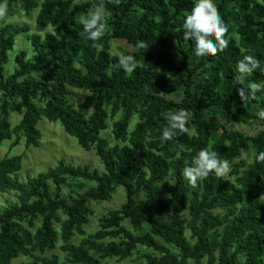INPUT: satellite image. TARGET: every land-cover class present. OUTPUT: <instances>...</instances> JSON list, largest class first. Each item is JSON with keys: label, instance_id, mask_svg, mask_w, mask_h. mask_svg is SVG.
I'll return each instance as SVG.
<instances>
[{"label": "trees", "instance_id": "1", "mask_svg": "<svg viewBox=\"0 0 264 264\" xmlns=\"http://www.w3.org/2000/svg\"><path fill=\"white\" fill-rule=\"evenodd\" d=\"M193 3L0 0V7L6 5L4 20L37 10L35 31L26 24L0 26V146L14 139V145L23 140L37 147L42 137L37 124L45 117L60 121L104 165L100 172L61 160L19 181L14 176L23 167L22 155L0 151V191H13L17 199L0 207V264H109L108 258H129L139 246L156 252L145 255L147 264H264V161L256 159L264 152V127L246 134L227 123L264 125L257 116L264 91L244 101L239 94L244 85L234 80L236 63L245 55L264 67V0H214L230 43L223 52L202 57L195 55L194 42L183 38L182 22ZM97 5L109 18L93 44L81 35L78 21ZM22 33L32 52L19 50L7 73L8 52ZM112 39L134 46L123 54L134 56L133 73L116 67ZM172 75L181 80L178 99L172 96ZM249 81L264 83V73L253 72L244 78ZM73 89L88 93L76 106L70 101ZM181 108L192 113L189 132L161 143L166 126L161 114ZM12 111L22 115L14 125ZM205 147L231 169L219 177L210 173L192 188L183 170ZM73 180L96 186L77 184V195H63ZM119 186L125 202L88 233L92 202L111 200ZM56 248L64 252L63 261L57 253L44 254ZM21 255L29 260L14 263Z\"/></svg>", "mask_w": 264, "mask_h": 264}, {"label": "rangeland", "instance_id": "2", "mask_svg": "<svg viewBox=\"0 0 264 264\" xmlns=\"http://www.w3.org/2000/svg\"><path fill=\"white\" fill-rule=\"evenodd\" d=\"M85 1V0H77ZM6 8V5L3 6ZM107 17L109 18V13L106 8L103 7ZM37 10L33 11L31 16H25L22 13H17L8 19L4 20L0 18V26L4 23L9 24H26L30 27V31H35V21H36ZM49 30H52L50 27ZM27 33H22L17 36L16 43L13 49L9 50V61L6 64V72L9 73L15 68L14 57L17 52L21 49L27 50L29 53L32 52L30 41L27 39ZM134 50V46L129 44L124 39H112L111 40V52L113 54L121 55L126 54ZM156 62V58L154 60ZM155 66V63L153 62ZM161 71L165 72L161 68ZM170 83L173 87L174 98H179L177 95V90L180 88L181 80L178 76H169ZM75 95L70 97L71 103L76 106L80 103L88 94L87 92L81 89H73ZM21 114L16 112L10 113V120L12 125L16 124L21 119ZM228 125L238 128L239 130L245 132L246 134H255L258 130L264 127L261 123H253L250 125L247 124H232L227 122ZM111 125V122H109ZM37 127L41 131L42 137L40 139L39 145L37 147H27L24 141H20L18 144L14 145V139L4 140L0 146L1 155H22V169L15 174L19 181H26L29 177H33L40 172H44L51 167L57 165L61 160L65 161L74 166L82 165L89 166L91 169H97L98 171H104V165L101 163L100 159L96 156L95 150L93 148L86 149L83 148L77 141L76 138L68 134L60 121H49L47 118L42 117L39 120ZM105 136L109 137L114 143V140L111 137L110 130H106L103 133ZM229 164V170L231 169V164ZM229 172V171H228ZM228 172L225 175H228ZM77 184H83L84 187L90 188L95 187V181L88 180H73V185H67L62 188L63 195H77L79 188ZM52 190H55V187L51 186ZM264 199V196H263ZM16 195L13 191L1 192L0 191V207H6L11 203L15 202ZM126 200L125 190L122 186H119L114 193V196L109 201L101 202H92V207L94 208V215L90 217V222L84 226L88 233L95 231L99 227V219L108 213L109 210L118 208ZM125 224H128V221H125ZM81 237L75 236L73 241L75 243L80 242ZM53 253H57L60 256V259L64 260V252L59 248H56L51 251H46L44 254L51 256ZM147 253L156 254L155 251L148 249L144 246H139L134 253L126 259L119 260L118 258H108L106 261L109 264H147L145 255ZM29 260L28 256L21 255L17 257L13 262L19 263L21 261ZM191 264V262L189 263Z\"/></svg>", "mask_w": 264, "mask_h": 264}, {"label": "clouds", "instance_id": "3", "mask_svg": "<svg viewBox=\"0 0 264 264\" xmlns=\"http://www.w3.org/2000/svg\"><path fill=\"white\" fill-rule=\"evenodd\" d=\"M118 2V0H117ZM4 15L3 7H0V16ZM107 15L102 5H97L89 10L87 14L79 17V24L82 25L81 35L95 44L100 40L106 30ZM183 38L194 42V53L197 57L215 56L218 52H223L229 46V38L226 35L229 31L228 25L219 14L214 0H194L190 12H186L182 22ZM143 43H138L137 47H143ZM98 51L100 49H97ZM137 63L133 55H119L116 67L125 74L133 73L137 68ZM259 70L264 73V67L260 60L252 55H245L238 60L235 66L234 80L236 83L244 85L239 89L241 98L245 101L248 97L255 98L257 92L264 91V83L249 81L244 83V78ZM166 126L161 130V143L172 140L177 133H188L186 127L192 118V113L181 108L178 111L162 113ZM259 119H264V108L257 112ZM245 158L247 155L245 154ZM257 161H264V152L256 157ZM229 171V164L212 151L205 147L200 149L192 158L191 163L183 170V176L192 188L197 187V182L207 178L210 173L216 176H223Z\"/></svg>", "mask_w": 264, "mask_h": 264}]
</instances>
